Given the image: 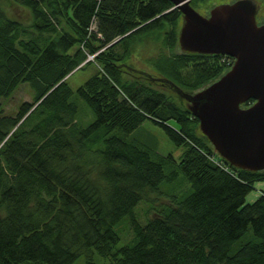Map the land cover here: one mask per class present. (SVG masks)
Returning <instances> with one entry per match:
<instances>
[{
  "label": "trees",
  "instance_id": "trees-1",
  "mask_svg": "<svg viewBox=\"0 0 264 264\" xmlns=\"http://www.w3.org/2000/svg\"><path fill=\"white\" fill-rule=\"evenodd\" d=\"M15 1L32 20L9 18L0 7V98L27 82L35 96L16 115L4 114L0 100V264H101L97 255L108 264H264V189L246 202L264 170L231 166L184 97L122 66L135 43L161 34L169 52L152 62L160 74L153 77L193 94L234 58L172 52L182 13L171 0ZM88 53L97 70L74 91L67 76ZM75 93L95 113L87 126L77 120ZM146 120L183 148L179 161L115 133ZM169 163L178 170L167 175ZM179 173L192 186L185 197L162 189ZM163 196L169 203L156 207ZM142 201L155 204L146 222L135 214ZM125 217L133 238L117 248L115 227ZM249 228L254 237L232 253Z\"/></svg>",
  "mask_w": 264,
  "mask_h": 264
},
{
  "label": "water",
  "instance_id": "water-1",
  "mask_svg": "<svg viewBox=\"0 0 264 264\" xmlns=\"http://www.w3.org/2000/svg\"><path fill=\"white\" fill-rule=\"evenodd\" d=\"M171 1L172 9L182 13L178 36L182 51L226 55L234 58V64L221 78L193 94L170 79L142 73L188 101V108L200 120V130L231 166L263 171L264 23L257 22L259 0L220 4L209 16L197 11L192 0ZM252 99L251 106L242 107Z\"/></svg>",
  "mask_w": 264,
  "mask_h": 264
},
{
  "label": "rangeland",
  "instance_id": "rangeland-1",
  "mask_svg": "<svg viewBox=\"0 0 264 264\" xmlns=\"http://www.w3.org/2000/svg\"><path fill=\"white\" fill-rule=\"evenodd\" d=\"M236 0H206L202 3H192L197 11L205 16H209L211 10L220 4H229L233 3ZM260 3V12L257 15V20L263 24L264 23V0H259ZM0 7L5 12L6 16L12 19H20L26 23H30L32 20V16L30 11L24 6L18 4L15 0H0ZM209 13V14H207ZM182 25V23H181ZM181 28V27H180ZM180 31V29H179ZM169 50L163 44V36L161 34H155L151 37L146 38L143 42L135 43L133 45L132 54L130 58L123 63V67H125V71H138L137 73L144 75L142 72L148 73L151 76L160 75L159 72L153 67L152 62L162 53H168ZM172 52L180 53L182 49L180 45L176 47ZM98 54V53H96ZM94 54L88 53L87 60L83 63L91 61L90 64L85 66L84 68L73 71L69 75V84L76 91L81 85H83L89 78H91L96 70L97 63L94 59ZM232 66H228V70ZM134 69V70H130ZM140 71V72H139ZM162 77V76H159ZM196 93V92H194ZM35 96V90L30 85V83H22L10 97H2L0 98L3 104V112L6 115H16L19 111L21 105L26 102H32ZM73 100L78 104V114L77 120L82 126H87L95 121L96 116L93 110L89 107V105L75 93ZM254 103V102H253ZM251 103L248 106H243L244 108L251 106ZM184 104L188 106V101ZM174 124V122H171ZM116 134L123 136L128 141H134L139 144L141 147L149 150L154 156L163 155L167 156L172 154L177 161L181 159V155L183 152V148L177 146L174 142H172L164 129L158 125H156L151 120H146L141 126L132 131L131 133H122L119 130L115 131ZM174 170H178V167L174 163H169L165 165V171L167 175L171 174ZM162 189L170 194L173 193L179 197H185L192 192L191 183L188 181L186 176L183 173H179L177 178L170 182H165L162 186ZM264 189V181H258L255 183L254 188L249 192L246 198L247 203H252L257 200L261 194V190ZM157 197V196H156ZM170 198L168 196L160 197L155 200V204L152 202L142 201L136 208L135 214L136 217L140 218L141 222H146L147 216H152L153 213L149 209L150 206L154 205L159 207L160 204H168ZM150 210V211H149ZM155 211V210H153ZM138 218V219H139ZM129 217H125L118 225H116L115 229L120 236V240L116 245L117 248H120L123 245L130 243V239L133 238L132 230L129 226ZM254 237V232L252 228H249V231L243 235L238 244L233 248L232 253L236 252L238 246H240L243 242L248 241L250 238ZM96 261L101 264H108L109 259L105 257H101L97 255L95 257ZM83 259H79L75 264H83Z\"/></svg>",
  "mask_w": 264,
  "mask_h": 264
},
{
  "label": "built area",
  "instance_id": "built-area-1",
  "mask_svg": "<svg viewBox=\"0 0 264 264\" xmlns=\"http://www.w3.org/2000/svg\"><path fill=\"white\" fill-rule=\"evenodd\" d=\"M97 1L100 2V1H102V0H97ZM95 27H96V24H93L91 30H95ZM94 56H95V54H94ZM226 57H227V56H226ZM228 58H230V57H227L226 60L230 61V59H228ZM229 63H230V62H229ZM233 63H234V62H233ZM233 63H232V65H233ZM218 164H220V163H218Z\"/></svg>",
  "mask_w": 264,
  "mask_h": 264
},
{
  "label": "flooded vegetation",
  "instance_id": "flooded-vegetation-1",
  "mask_svg": "<svg viewBox=\"0 0 264 264\" xmlns=\"http://www.w3.org/2000/svg\"><path fill=\"white\" fill-rule=\"evenodd\" d=\"M193 5V4H192ZM194 7V6H193ZM195 8V7H194ZM259 12H260V9H259ZM259 12L257 13V15L259 14ZM207 14H209V13H207ZM258 17V16H257ZM258 21V20H257ZM258 23H259V25L261 24L259 21H258ZM224 56H226V55H224ZM227 57H230V56H227ZM232 58V57H231Z\"/></svg>",
  "mask_w": 264,
  "mask_h": 264
},
{
  "label": "bare ground",
  "instance_id": "bare-ground-1",
  "mask_svg": "<svg viewBox=\"0 0 264 264\" xmlns=\"http://www.w3.org/2000/svg\"><path fill=\"white\" fill-rule=\"evenodd\" d=\"M258 22V21H257ZM259 24V23H258Z\"/></svg>",
  "mask_w": 264,
  "mask_h": 264
}]
</instances>
